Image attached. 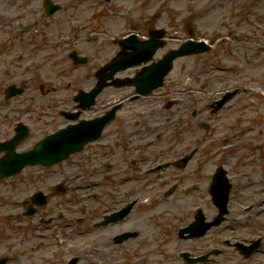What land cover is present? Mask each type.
Listing matches in <instances>:
<instances>
[{"label": "rangeland", "instance_id": "374dc122", "mask_svg": "<svg viewBox=\"0 0 264 264\" xmlns=\"http://www.w3.org/2000/svg\"><path fill=\"white\" fill-rule=\"evenodd\" d=\"M42 1H0V138L13 134L18 121L28 123L30 138L21 149L67 123L58 114V108H68L78 90L90 89L95 84L94 71L119 50L114 38L131 32L143 37L153 27L166 28V44L155 58L184 42L189 37V27L194 29L195 38L212 44L210 52L178 58L163 87L149 97L129 102L119 112L120 128L123 124L129 125L123 126L125 129L138 126L149 148L161 145L162 151L173 158L180 156L182 150L189 152L196 146L198 150L186 168H168L162 173L165 176L155 177L156 183H149L146 194L140 198L133 221L113 228V233L126 227H135L141 233L128 256L123 255L129 247L116 249V254L106 247L105 253H100L101 248L95 243L83 250L90 254L85 257H96L95 263L110 254V261L123 259L124 264H180L178 253L183 249L202 253L218 246L224 253L210 264H236L242 260L224 240L264 236V0H53L62 9L48 17L42 12ZM32 21H37L36 29L22 33L21 27ZM73 50L89 61L75 65L69 57ZM13 83L24 86V93L8 99L5 91ZM47 87L49 93H45ZM234 88H239L240 93L220 111L211 113V102ZM131 93L130 88H110L100 97L99 105L85 115L93 116L101 112L107 100L122 99ZM170 100L177 104L169 112H180L181 126L173 117L168 120L173 127H163L164 107ZM194 110L196 117L191 115ZM142 122L144 128L155 131L143 132ZM203 122L210 127H204ZM137 134L136 131L135 139L143 137ZM90 150L84 155H91L92 159L85 164L93 172L101 166ZM132 156L117 153L112 162L118 168L124 162L123 169ZM71 163L76 162L67 165ZM219 166L228 170L233 182L228 220L200 239H180L178 229L193 220L196 208H202L208 218L216 214L209 185ZM59 169L62 167L55 168ZM35 171L28 167L20 176L0 180V257H8L6 264H31L33 257L49 256L54 250L45 247L52 240H44L36 246L29 245L28 256L22 246L17 247L26 238L24 234L18 245L9 244H14L17 230L26 226L25 222H18L24 203L15 204L13 196L20 199L39 187H50L60 181L59 177L39 173L34 179ZM172 185L178 188L166 196ZM68 196L51 199L48 209L52 214L66 213L71 205L79 207V213L87 208L84 203L73 205ZM7 199H13L14 203L3 209ZM6 217L11 227L5 225L9 222ZM55 239L62 251L56 263L59 264L77 247L64 245L56 235ZM86 242L84 239L79 248ZM262 246L260 253L243 264H264L263 242ZM87 264L91 261L87 260Z\"/></svg>", "mask_w": 264, "mask_h": 264}, {"label": "flooded vegetation", "instance_id": "af4514ba", "mask_svg": "<svg viewBox=\"0 0 264 264\" xmlns=\"http://www.w3.org/2000/svg\"><path fill=\"white\" fill-rule=\"evenodd\" d=\"M137 72V70L132 71L131 73H128L129 75H134ZM134 95V93L132 94ZM141 97L131 99L130 101H136L140 100ZM113 103V100H109L108 103L102 104V110L100 114L101 115L104 112H106V108H109ZM110 105V106H109ZM115 120L112 122L114 123V126L111 128H106L103 132L101 138L99 139L101 142L98 146L91 147V149L97 148V159L101 160L100 164H102L103 161H107L112 163L114 161V145L120 144L119 142L121 139H118V131H119V121ZM111 124V125H112ZM126 125V124H124ZM134 129H130V138L127 141V144L131 142V135L134 134ZM121 144H125V142H122ZM90 145H87L86 149L84 151H88V147ZM85 153V152H84ZM84 153L81 154H74L70 158V161H75L76 163H71L70 165H62V169L55 170L53 168H45V167H38L35 171V176L33 175L34 179L37 178V173H41L42 175H47L48 177H59L60 181H57V183L63 182V187L71 189L73 186L71 184H74L76 187V190H82L83 191V203L87 204L88 200V192L89 189L96 190L98 192L97 197H93L100 200H105L106 202L100 203L101 207L99 209H88L85 208L82 213H78L77 210H71L68 209L66 213H63L60 211V214L58 213V216L52 214L51 210L48 209L50 204H47L41 208H39L37 214H34L31 217H26L25 221L31 220L32 226L31 229L33 231L34 235V245L40 244L44 240H52V244H47L45 247L47 250H49L50 246L54 247V235L55 234H67L69 232L70 236H72L74 239H79L80 241L87 237L89 232H93L94 230L90 228L92 226L93 222L96 219H101L105 214L114 211L121 206H123L127 201L136 198L137 190L140 193H144L146 190V187L143 186L141 183L143 182V179L147 177V170L145 165L148 163L147 159L141 158V162L143 166H139L138 169H135V164L137 161L134 159L130 162L129 165H126L123 168L122 172H119V169L116 168L115 170H112L111 172L108 171L112 168V166H107L106 164V170H101L102 175L99 176H93V180H97L95 183H90L88 181L87 176V167L88 164H85V162L90 159V156L84 155ZM69 161V162H70ZM139 162V161H138ZM60 167V166H59ZM142 167H144L142 169ZM64 168V169H63ZM26 172V171H25ZM24 172V173H25ZM111 173L110 175H108ZM144 174V175H141ZM41 175V174H40ZM92 180V181H93ZM135 182H138V185L135 184ZM55 185V184H54ZM54 185L50 187H39L37 190H44L47 194H52L55 192ZM75 190V189H74ZM54 197V196H53ZM61 197V196H56ZM55 197V198H56ZM27 205V202L24 203L23 208L25 209ZM134 211V210H133ZM78 213V214H77ZM134 212H131V214L128 215L126 221H132V214ZM74 218H72L74 215ZM100 216V217H99ZM44 218H52V222L47 224L43 220ZM74 219V220H72ZM19 222H24L23 212L21 213L19 217ZM72 220V221H71ZM124 222V221H123ZM115 224H110L107 227H113ZM95 229V228H94ZM101 229V228H96ZM102 229H106L102 228ZM109 232L111 230H108ZM105 230H102L101 232V241H103L105 244L112 243L113 242V236L112 235H105ZM79 235L80 238L77 237ZM21 237V236H18ZM45 244V243H42ZM49 245V246H48ZM115 245V244H114ZM117 248L122 246H131V241L128 240L124 244L121 245H115ZM39 250L42 249V247L38 246ZM52 250L50 252L49 256H36L31 259V264H41L43 262H46L47 264H55L56 263V256L55 253Z\"/></svg>", "mask_w": 264, "mask_h": 264}, {"label": "water", "instance_id": "95a60500", "mask_svg": "<svg viewBox=\"0 0 264 264\" xmlns=\"http://www.w3.org/2000/svg\"><path fill=\"white\" fill-rule=\"evenodd\" d=\"M59 6L53 4L51 1H46V11L48 14L54 12ZM150 39L139 40L136 34L123 39H119L118 42L125 50L131 49L130 53H122L111 64L112 74L122 68L129 65L140 64L141 62L149 61L152 59L153 54L164 43L162 37L165 35L164 30H153L150 32ZM210 46L205 41L187 40L178 49H173L168 52L162 59L154 62L147 67L137 77L134 82L138 87V91L147 94L153 89L163 84L164 77L168 74L173 66L175 58L190 53L207 51ZM124 80H119V83H123ZM101 86L91 92L90 94L81 93L79 98L84 96L90 98V103L94 101L95 95L100 90ZM14 92H21L13 88ZM231 97V93L223 97L218 101L214 111H217L221 106ZM101 123L96 121L84 122L76 127H70L60 131L57 135L48 136L43 139L34 150L26 153H17L14 151L13 143H10L4 148H8V154L4 158L0 159V172L2 176H8L19 172L26 164H32L36 162H42L46 164H53L57 160L66 158L71 152L79 150L81 146L90 138H94L101 130ZM27 134V128L23 126L19 132L18 137L22 138ZM187 160V159H185ZM226 171L219 169L215 184L211 188V193L214 195V202L220 208V214L212 222H204V216L199 212L197 220L193 223V230L196 231L194 235L202 234L208 226L215 223H219L222 220V215L225 213L226 202L231 184H229ZM172 189L168 192L170 194Z\"/></svg>", "mask_w": 264, "mask_h": 264}]
</instances>
